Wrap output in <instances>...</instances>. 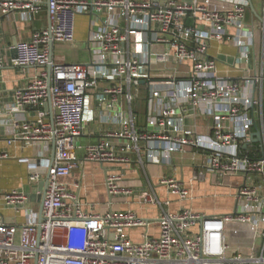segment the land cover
<instances>
[{"label":"built area","instance_id":"2783aa9c","mask_svg":"<svg viewBox=\"0 0 264 264\" xmlns=\"http://www.w3.org/2000/svg\"><path fill=\"white\" fill-rule=\"evenodd\" d=\"M247 7L248 0H0V18L18 12L31 19L43 9L48 14V26L34 29L4 55L0 52V71L13 48L12 64L34 70L13 91L11 102L0 107V115L15 116L6 142L42 143L53 150L52 160L49 155L16 158L27 165L29 182L45 181L37 190L41 221H0V264H264L259 185L238 186L236 210L212 216L189 208L168 213L162 205L169 202L153 191L122 184L133 163L143 170L148 164H166L172 153L186 148L206 155L193 180L207 172L221 178L264 173V154L250 159L241 153V145L252 139L249 112L258 103L261 73L221 77L218 62L231 64L209 53L211 42L230 41L237 49L232 64L249 60L253 36L246 29ZM79 15L89 19V60L68 63L54 56V47L50 56V43H75ZM141 87L146 93L144 125L133 109ZM188 117L206 120L204 135L185 127ZM93 122L97 131L90 130ZM95 132L94 143H80ZM9 158L14 157L0 150V161ZM81 162L103 169L108 210L86 211L81 182L63 181ZM160 184L180 199L189 197L178 180L163 178ZM120 195L157 205L162 213L143 218L132 210H114L112 200ZM1 199L31 214L28 194L12 189ZM153 225L157 235L150 232ZM229 225L238 226L233 236L238 243L249 242L248 251L226 240ZM134 228L144 230L140 242L127 235Z\"/></svg>","mask_w":264,"mask_h":264},{"label":"crops","instance_id":"0c3cea01","mask_svg":"<svg viewBox=\"0 0 264 264\" xmlns=\"http://www.w3.org/2000/svg\"><path fill=\"white\" fill-rule=\"evenodd\" d=\"M190 1V0H180ZM264 0H248V7L245 14V24L247 31L251 32L253 38L249 46V60L238 65L232 64L237 49L230 41L210 44L209 53L213 56L227 59L231 64L218 62L217 73L224 78L240 79L244 76H252L254 70L261 73V79L257 83L255 98L258 102L249 112L254 124L250 133L252 139L249 143L241 145V153L250 159H259L264 154ZM79 24H85V32L80 31ZM89 19L87 16L79 15L76 18L75 40H85L87 37ZM48 26V14L45 9L31 19L22 18L18 12L0 18V52L4 55L7 47L13 46V42L26 41L30 38L34 29ZM62 45V43H58ZM54 47V46H53ZM12 50L7 51L8 61L0 71V107L5 106L12 100L13 91L22 87L29 76L34 73L31 68H18L12 64ZM61 54H58L59 56ZM63 56V55H61ZM89 60V54H88ZM69 63V62H68ZM78 63V62H73ZM133 109L137 115L140 125H144L146 116V93L141 87L138 97L134 101ZM15 116L9 114L0 115V150L12 155L14 158L0 161V221L7 223L23 224L28 220H38L39 199L35 184L27 180L28 168L26 164L19 163L16 158L29 157L39 158L49 155L51 158L52 147H46L42 143L35 145L21 146L20 144L9 145L6 142L8 131L11 128L10 122ZM206 120L200 117H188L184 120L187 129H195L199 134H205ZM90 130L97 131L98 124H90ZM255 134H259L257 137ZM98 132L84 135L86 144L94 143L97 140ZM80 138V139H81ZM82 144V143H81ZM79 158L83 155L82 150L77 152ZM206 155L194 148H186L184 152H175L168 157L166 164H148L144 170L136 164H132L127 171L124 186L134 187L137 192L153 191L161 201H168L163 204L162 209L168 213H175L179 210L189 208L195 212L212 216H222L231 214L236 210L235 192L238 186L247 183L248 185H259L264 195V173L254 172L247 175L221 178L212 172H207L202 179L193 180V174L200 169L205 162ZM163 178H173L181 182L189 191V197L180 199L175 194L168 192L164 185L160 184ZM81 182V197L84 209L88 212H104L109 209V196L104 187L103 169L90 162H81L69 176L63 181L71 185L74 181ZM12 189L28 194L29 201L26 208L31 210V214L24 209L15 210L6 206L1 194ZM112 209L132 210L143 218H156L162 213V209L157 205L142 204L136 200H130L122 195L113 198ZM237 225L227 227L225 238L233 246L237 240L233 236V231ZM142 228L127 230L128 237L135 242L142 240ZM150 232L157 235L156 225L151 226ZM244 252L249 250V242L240 241L238 243ZM259 242H255L258 246Z\"/></svg>","mask_w":264,"mask_h":264},{"label":"rangeland","instance_id":"374dc122","mask_svg":"<svg viewBox=\"0 0 264 264\" xmlns=\"http://www.w3.org/2000/svg\"><path fill=\"white\" fill-rule=\"evenodd\" d=\"M80 31L85 32L86 25L85 24H79ZM53 53L54 56H57L58 54L60 57H63L64 61L73 63V62H78V63H84L88 61V50L86 47V42L85 40H76L73 45H68V44H62L59 45L54 44L53 48ZM80 143L85 144L86 140L85 138L80 139ZM16 240H18V236L16 237Z\"/></svg>","mask_w":264,"mask_h":264},{"label":"water","instance_id":"95a60500","mask_svg":"<svg viewBox=\"0 0 264 264\" xmlns=\"http://www.w3.org/2000/svg\"><path fill=\"white\" fill-rule=\"evenodd\" d=\"M260 20H262V19H260ZM262 23L264 24V20H262ZM15 45H16V41L13 42V46H15ZM49 46H50V56H51V55H52L53 44L50 43ZM11 53H12V55H14V53H15V48L12 49ZM47 69H48V73L50 74V67L48 66ZM255 135H256L257 137L259 136V134H255ZM52 159H53V151H52V153H51V160H52ZM40 172H41V173H45V170L42 169V170H40ZM44 184H45V181H40V182L37 183L34 187H36L37 190H42ZM38 199H39V203H40V201H41V196H38ZM38 221H39V222L41 221V210H40V208H39V214H38Z\"/></svg>","mask_w":264,"mask_h":264}]
</instances>
